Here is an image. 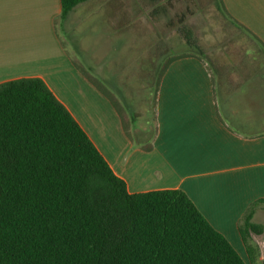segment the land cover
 <instances>
[{"label": "trees", "instance_id": "trees-1", "mask_svg": "<svg viewBox=\"0 0 264 264\" xmlns=\"http://www.w3.org/2000/svg\"><path fill=\"white\" fill-rule=\"evenodd\" d=\"M85 1L59 0L60 19ZM214 1L250 44L243 49L240 63L249 65L250 74L264 76V44L227 14L221 0ZM178 33L190 54L167 55L166 65L187 56L201 59L204 52L192 31L182 25ZM151 61L147 71L114 87L116 97L80 70L109 100L126 137L144 151L151 149L148 142L156 134L157 90L164 72L155 65L156 57ZM212 68L222 111L228 73L222 66ZM131 82L140 91L153 89L154 126L147 133L132 132V125L145 113L143 101L136 103L132 98ZM218 116L239 132L233 121ZM261 206L264 200L254 202L238 223L248 252L251 235L263 234V227L252 222L255 209ZM0 264L244 262L181 190L128 193L124 181L114 175L46 85L38 78H22L0 84Z\"/></svg>", "mask_w": 264, "mask_h": 264}, {"label": "crops", "instance_id": "crops-1", "mask_svg": "<svg viewBox=\"0 0 264 264\" xmlns=\"http://www.w3.org/2000/svg\"><path fill=\"white\" fill-rule=\"evenodd\" d=\"M221 1L229 16L264 44V0ZM111 6L109 1L110 17ZM60 13L59 0H0V84L40 79L128 193L181 190L244 264H264V241L251 236L248 252L238 232L249 206L264 200V76L250 74L249 65L240 62L234 70L221 65L228 76L220 111L216 79L207 64L187 56L166 65L165 56L158 67L164 72L157 90L156 134L148 142L151 149L144 151L126 137L109 100L80 72L97 71L101 61L92 55L86 71V60L65 47L58 32ZM233 73L238 74L236 84ZM218 114L241 131L232 130ZM263 215L264 207H257L252 221Z\"/></svg>", "mask_w": 264, "mask_h": 264}, {"label": "rangeland", "instance_id": "rangeland-1", "mask_svg": "<svg viewBox=\"0 0 264 264\" xmlns=\"http://www.w3.org/2000/svg\"><path fill=\"white\" fill-rule=\"evenodd\" d=\"M109 1L113 23L106 12ZM182 25L192 31L203 49L201 59L213 76V65L226 64L234 70L243 49L250 47L218 10L214 0H86L60 21L58 32L65 47L78 59L86 60V64L82 63L86 71L93 62L90 57L97 54L101 64L96 65L97 71L90 69L87 72L115 96L114 87H121L125 79H135L141 71H147L151 59L156 57L155 65L161 67L167 55L190 54L178 33ZM130 74L132 76H128ZM237 76V73L232 75L235 84ZM136 85V82L130 84L134 89L132 98L136 103L143 101L141 111L145 114L132 129L147 133L154 126L151 114L153 89L140 91ZM252 222L263 227V234L251 236L255 241L263 242L264 215Z\"/></svg>", "mask_w": 264, "mask_h": 264}]
</instances>
